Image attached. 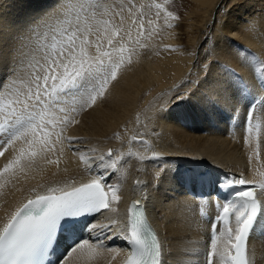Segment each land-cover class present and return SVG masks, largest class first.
Masks as SVG:
<instances>
[{
    "label": "bare ground",
    "instance_id": "bare-ground-1",
    "mask_svg": "<svg viewBox=\"0 0 264 264\" xmlns=\"http://www.w3.org/2000/svg\"><path fill=\"white\" fill-rule=\"evenodd\" d=\"M195 1L194 13L202 11L208 18L223 3V0ZM147 3L155 5L153 0L0 1V100L13 93L14 89L27 91L19 81L28 78L30 64L35 61L43 63L46 48L52 44L53 29L74 31L79 28L81 39L87 36L89 41L104 45V50L108 51H111V46L107 45V39L113 31L119 30L114 44L125 49L112 55V60L119 67L115 79H109L103 95L90 105H62L68 110L64 113L57 110L56 122L45 127V131L51 134L48 137L49 150L42 152L40 145H35L37 156L21 160L20 165H14L0 180V229L18 205L33 196L47 194L49 189L65 190L93 180L105 183L106 177L113 180L108 195L110 209L92 219L87 232L99 230L100 233L110 227L119 229L115 235L119 241L114 243L115 238L111 240L108 232L105 238L113 242L111 246L109 242L97 244L86 238L88 244L68 256L66 264H121L125 259L127 235L125 241H121L126 229L127 206L140 194V182L134 174L146 178L148 170L155 173L147 182L151 202L142 195L143 198H140L158 231L163 264H207V252L211 245L208 241L209 223L198 216L196 202L185 194L184 189L185 184L192 185L196 173H204L207 169L213 177L242 178L259 187L264 184V98L260 89L264 82V70L259 69L260 63L264 65V0H238L231 8V16L226 15L214 49L222 55L218 59L225 70L217 66L215 72L214 66L207 77L188 93L187 98L178 101L176 97L167 101L172 92L154 98L147 112L138 117L136 112L141 105L186 73L189 64L185 55L188 53L179 51L184 49V43L176 35L184 33L185 37H190L195 33L191 25L171 24V19L165 20L166 31L156 30L155 20L151 23L145 20ZM81 4L84 9H80ZM116 7H119L117 11L113 9ZM155 10L160 11L157 7ZM134 19L136 24H133ZM206 37L203 32L195 45L200 41L203 44ZM170 42L176 44V47H168L173 56H167L166 51L158 49ZM202 44L199 45L193 68L205 58L203 48L206 45L202 48ZM186 47L192 49L190 45ZM87 50L90 55H95L94 47ZM160 51L163 55L157 57ZM255 59L259 60V64L254 63ZM105 60L108 58L105 57ZM237 78L242 83H238ZM13 79L18 82L13 84ZM256 100L259 104L253 106ZM72 107L76 110L71 111ZM249 112L253 113L251 125L245 122ZM65 118L69 121L66 124L62 122ZM77 118L90 120L85 127L95 140L108 139L115 131L129 125L140 126L137 131L146 134L141 123L147 118L153 133L144 137L153 143L145 146L143 151H134L141 159L136 168L128 167L123 158L116 165L119 158L113 156L112 149L111 156L110 150H106L108 155L101 165L87 163L86 159L80 161L77 157H68L66 152L61 153L66 141L71 143L73 136L83 134L82 125L75 127ZM232 120L236 121L234 126H231ZM60 130L62 134H55ZM132 130L133 127L128 128V132ZM242 133L247 135L246 142L240 140L238 144L235 139V143L229 144L228 138L239 137ZM21 148L26 152L29 150L23 139L12 145L7 141L1 144L3 155H0V164L8 165L19 156ZM157 154L175 155L176 158L197 154V157L211 163L204 160L199 163L193 159L174 161L170 162L169 170H165L164 165L170 159L165 162V159L156 158ZM158 165L161 168L156 170ZM185 167L187 169H183ZM189 169L191 173L187 174ZM113 196L117 199L113 200ZM257 198L264 205V188L260 187L257 191ZM221 240L218 236V247L222 246ZM247 256L250 264H264V217H259L256 230L248 241ZM216 264H219L218 258Z\"/></svg>",
    "mask_w": 264,
    "mask_h": 264
},
{
    "label": "snow or ice",
    "instance_id": "snow-or-ice-1",
    "mask_svg": "<svg viewBox=\"0 0 264 264\" xmlns=\"http://www.w3.org/2000/svg\"><path fill=\"white\" fill-rule=\"evenodd\" d=\"M99 7L97 5V9ZM156 7L159 8L160 5L157 4ZM80 9H84L83 4ZM136 23L134 19L133 24ZM79 32V28L74 31L53 29L52 44L46 48L43 63L35 61L30 64L28 78L19 81L25 85L27 91L14 89V94L9 93L0 100V133L6 135L7 144L12 145L15 141L23 139L29 148L27 152L21 148L19 156L10 161L3 171L20 165L23 159L35 158L38 153L34 146L37 144L40 145V151L49 150L48 137L51 134L45 131V127L56 122L57 110L60 113L68 110L62 105H90L98 96L103 95L109 79H115L119 64L112 60V55L114 52L125 51L123 47H116L114 44L119 30L113 31L112 36L107 39L111 51L104 50L105 46L100 43L89 41L87 36L81 39ZM128 36L130 39V32ZM88 47L95 48V55L89 54ZM105 57L108 58L107 61ZM17 82L16 79L12 81L13 84ZM237 82L242 83L238 78ZM261 88L264 90V85ZM75 110V107L71 108V111ZM252 117L253 113L249 112V121ZM62 122L66 124L69 121L65 118ZM0 155H3V152H0ZM220 184L227 188L250 185L251 182L227 176ZM260 187L264 188V184ZM110 190V187L105 190L102 181L93 180L67 191L49 189L47 194L29 199L12 214L8 223L0 230V264H33L37 255H47L55 243L58 231L65 223L88 213L110 209ZM57 192L59 194H54ZM112 199L117 197L113 196ZM259 217H264V205L257 200L255 188L250 186L235 191L232 197L223 203L216 223L212 225L207 264H216L217 258L219 264H249L246 241ZM217 223L220 224L221 247L217 246ZM144 231L146 229L142 212L130 208L127 238L138 246V251L129 258L128 264H163L161 245L150 231L148 237L144 238ZM86 244L88 241L77 244L68 256ZM67 258L65 256L63 261L57 264H66Z\"/></svg>",
    "mask_w": 264,
    "mask_h": 264
},
{
    "label": "rangeland",
    "instance_id": "rangeland-1",
    "mask_svg": "<svg viewBox=\"0 0 264 264\" xmlns=\"http://www.w3.org/2000/svg\"><path fill=\"white\" fill-rule=\"evenodd\" d=\"M194 1L195 0H153V3L155 4L154 6H151L152 3L151 4L147 3V5H145V8H144L145 9L144 14H145V18H146L145 20L148 19V21H151V22L152 21L154 22V20H155L156 22H154V25H156V30L162 29V31H166L165 29H167L166 28L167 23L165 22V20L171 19V20H173L171 22V24H180V25H184V26L191 25L193 27L195 33H193V35L190 37H185L183 35L184 33H177L178 35H176V37L180 38L184 43V49L185 50L181 48L179 51H182V52L184 51V53H188L185 56H188V60L190 59L189 61L188 60L186 61L189 64V67L186 69V73L182 74L177 79V81L175 80L173 83L169 84L168 86H170V87H165V89H163L159 93L155 94V96L152 99H150L149 102L145 103L143 106L141 105V107L136 112V116H138V117H140L141 115H144L147 112V109L153 104L152 100L154 98L161 97L162 95H164L165 93H168V92H172V95L168 98L167 101H170L171 98L175 99L176 97H177L176 100H178V101L183 99L184 97L187 98L188 93H190L192 90H194L195 87H197V84H199L200 81H202L203 79H205L207 77V74L209 73V71L211 69H214V66H215V72H216L217 66H220L219 69L225 70V68H223V66H222L223 63L220 62L221 61L220 59H218L219 57H222V55H220L219 51H216L214 49L217 47L218 38H219V34H220L219 31L222 29V27L224 25L226 15L228 14V16H231V12H230L231 8L235 4L234 2H236L238 0H233V2H230L231 0H223L222 1L223 3L221 4V6L216 10V12H213V14L211 15L210 18L204 17L206 15L203 14L202 11L194 13V11H196V1L195 2ZM156 4L160 5L159 9H160V11L162 10L161 12L158 10H155ZM118 8L119 7H116L113 9H115V11H117ZM165 11H166L167 15L165 14ZM168 13H171L172 15L169 16ZM191 13H193V15H190ZM207 15H208V13H207ZM206 21L208 22V28H207V22ZM205 22H206V24H205ZM210 29H212V31ZM215 29L217 31H215ZM203 32H204L205 36H207L205 39V42H203V44H202V41H200L198 43V45L196 46L195 45L196 40L198 39V37ZM201 44H202V48H203V45H206L203 48V50H205L204 51L205 54H203V55H205V58L200 62V64L196 65V67L193 68L194 67L193 62L195 61V59L198 56L197 51L200 48L199 45H201ZM186 45H190L192 49H190V47H189V49H187ZM168 47H176V44L174 42H170L167 45L163 44V45L159 46L158 49L161 51H163V50L166 51V53L168 54L167 56H169V55L173 56L174 55V54H172L173 52L171 51V49H168ZM161 51L159 53H157V57H160L161 55H163V54H161L162 53ZM255 60H257V59H255ZM255 60H254V63L259 64V60H257V61H255ZM260 62H261V60H260ZM195 63H197V61ZM259 65H260L259 69L264 70V65L261 63ZM174 83H175V85H174ZM172 84H173V86H172ZM145 120H146V122H143L141 124L144 127V131L146 132V134H144L143 132L137 131L140 128V126L129 125L128 127L124 128V129H119V130L115 131V133L112 134L111 137L108 139L95 140L93 137H91L88 134L87 128L85 127V123L89 124L90 120L87 118H77V120L75 122V127L77 128L80 125H82L81 132L83 134L78 135V136H73L71 143H68L66 141L65 147H63L61 149V153L66 152L68 157H77L80 159V161L82 159H86L87 163L92 164L94 162H97L101 165V163L106 160V157L108 155L106 153V150H107V152H109V150L112 149V151H114L113 156L116 155L119 158L116 165H119L121 158H123L126 161L125 163L128 164V167L136 168L138 161L141 159L134 154V151L135 150L143 151L145 146H147L148 144L152 145V143H153L149 140H146V138L144 137L145 135L147 136V134L153 133V130L151 128V122H149L147 118ZM129 127H133V130L131 132H128ZM55 134H57L59 136L60 134H62V131L61 130L56 131ZM140 134H142V135H140ZM235 139L238 140V144H239L240 140L243 142H246L247 141V135L245 133H242L239 137L237 136V137L228 138L227 141L229 142V144L235 143ZM67 144L69 145V147H67ZM229 144H228V146H229ZM236 145L237 144H235V149H236ZM120 146H122V148H121L122 150H118V148ZM185 148L184 149L186 151L187 147H185ZM112 151L110 150V153H109L110 156L112 155V153H111ZM57 152H58V150H57ZM238 152H240V154L242 155L241 150H238ZM156 156H157L156 158L165 159L166 160L165 162H168V160L170 159L169 163L164 165L165 170H169V165L171 164L170 162H174V161H182V160L197 161L198 160L197 162L200 163L201 161L204 160L206 162H210L204 158L201 159V158L197 157V154L196 155L192 154L190 156H187V154H186V156L182 155L184 158L183 157H181V158L177 157L176 158L175 155H172L173 156L172 157L171 155H165V154H163V155L157 154ZM5 165L6 164H4V163L0 164V168H1L0 169V180L4 175H6V171H3V169L5 168ZM2 167H3V169H2ZM160 168H161V165H158L155 169L158 170ZM115 169H116V167H114L113 171H115ZM183 169H187V168L185 167ZM186 171H188V170H186ZM133 172L137 173L139 175V173L137 171L133 170ZM134 176L140 182L139 183L140 187L138 188L140 190V194H139L138 198H140V197L143 198L142 196H144L146 198V200L148 199V202H151L152 199L150 198V192H149L150 191V185L147 184V182H150L149 177L153 178L155 176V173L153 171L148 170V177L146 176V178H144L142 176L140 177V175L136 176V174H134ZM113 190H114V188H113ZM140 195H142V196H140ZM118 231H120V230L119 229L114 230L111 227L108 230H107V228H105V230L102 231V234L100 236V240L97 241L96 243L97 244H99L100 242H102V243L107 242L108 243L109 242L108 238L107 239L105 238L108 236L111 237V240L113 238H115L114 243H116L115 240L119 241L118 237L115 236ZM91 232H94V231L90 230L89 232H87V234H88L87 238L89 241L95 242V241L89 239V234ZM107 232H108V236L106 235ZM98 233H99V230H98ZM182 253H184L186 255H190L186 251H182Z\"/></svg>",
    "mask_w": 264,
    "mask_h": 264
}]
</instances>
